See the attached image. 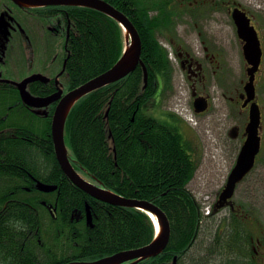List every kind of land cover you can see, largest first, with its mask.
<instances>
[{"label": "trees", "instance_id": "1", "mask_svg": "<svg viewBox=\"0 0 264 264\" xmlns=\"http://www.w3.org/2000/svg\"><path fill=\"white\" fill-rule=\"evenodd\" d=\"M105 1L128 15L138 29L148 82L143 87L144 68L140 63L126 77L82 97L66 122L69 154L78 171L95 177L103 187L127 198L150 201L167 214L171 236L166 249L137 264H171L174 255L194 244L203 217L201 204L189 188L198 163L182 125L176 123L181 119L161 121L144 112L143 107L158 94L154 83L157 75L168 79L171 65L157 35L174 25L179 4L175 0ZM66 9L71 24L66 73L70 88H74L119 60L125 35L117 20L99 10L77 6ZM166 87H170L168 80ZM5 89L0 85V114L13 111L8 109L9 104L24 109L19 95ZM2 115L0 264L90 261L154 239L156 226L148 213L99 201L66 176L53 139L40 138L50 131L52 135L51 117L31 113L20 120L15 115ZM49 170H53L48 174L51 178L46 180L58 184L55 192L26 190L31 187L28 181L32 176ZM38 198L57 203L51 208L38 204ZM87 203L92 225L86 220Z\"/></svg>", "mask_w": 264, "mask_h": 264}, {"label": "flooded vegetation", "instance_id": "2", "mask_svg": "<svg viewBox=\"0 0 264 264\" xmlns=\"http://www.w3.org/2000/svg\"><path fill=\"white\" fill-rule=\"evenodd\" d=\"M175 2L179 4L177 22L157 35L171 65L168 79L167 76L158 74L154 81L161 107L164 101L162 93L167 89V80L170 87L177 81L183 84L189 92L187 104L190 105L192 113L198 117L211 116L210 119L216 122L215 129L222 140L219 142L215 137L218 146L213 151L217 149L223 151L222 156L224 154L228 168L225 178H221L219 184L216 183L212 193L210 214L200 219L196 231L194 244L200 242L204 254L199 255L198 260L194 259L190 254L194 245L192 244L189 249L174 255L170 262L175 264L176 257L177 264H209L212 260L214 264H264V10L260 12L261 15L252 12L239 0H175ZM66 7L70 6L29 7L18 5L13 0H0V17L5 13L7 18L11 19L7 42H4L2 35L0 36V85L6 88L7 92L19 95L20 102L24 105L22 109L16 104H9L8 109L13 111L3 115L1 112L0 116L3 118L15 115L20 120L23 118L25 120L33 113L37 117H51L52 122L59 101L72 89L66 73L70 57L67 41L71 30ZM236 8L246 13L250 24L257 32L262 52L257 68L244 55L247 41L238 32L233 16ZM216 12H220V15L217 16ZM182 16H185L186 20ZM179 25H183L182 33H179ZM216 25L233 30L238 45V62L233 55V43L226 47L217 39L204 36V33H212ZM188 29L190 32H187ZM193 34L197 36L199 42L197 46L191 42L190 36ZM253 68L255 69L252 74ZM33 74H41L44 77L28 83L27 88L33 95L49 97L62 90L56 101L48 106L36 108L40 113L22 100L20 90L15 84L2 80L22 81ZM251 76L255 86L253 95L246 89ZM215 87L218 95L213 93ZM216 96L222 113H215ZM199 99L206 105V109L201 112L196 111V101ZM256 105L260 111L259 150L251 170L235 184L229 197H223L248 138L252 110ZM176 118L179 119L176 113L161 109V121L174 122ZM225 132L227 138L223 137ZM47 135L46 137L40 135V138L50 141L51 131ZM52 171L42 173L39 177L32 176L28 181L31 187H25L26 190L37 189L46 194L55 192L57 189L46 192L38 188V181L55 185L46 180L51 178L48 174ZM37 201L38 204L51 208L57 203L47 198H38Z\"/></svg>", "mask_w": 264, "mask_h": 264}, {"label": "water", "instance_id": "3", "mask_svg": "<svg viewBox=\"0 0 264 264\" xmlns=\"http://www.w3.org/2000/svg\"><path fill=\"white\" fill-rule=\"evenodd\" d=\"M18 5L38 7V6H81L99 10L108 16L117 20L124 29L125 48L119 60L108 70L99 75L85 81L79 86L73 88L65 94L59 101L52 118V138L55 145L57 160L59 161L66 175L81 189L88 193L93 198L123 207L137 208L147 211L153 218L157 217L160 222L157 237L150 243L132 249L121 250L113 254L101 257L91 261H72L66 264H137L140 261L160 254L167 247L171 236V224L167 214L156 204L137 198H127L112 190L103 187L102 183L95 177L94 181L85 178L80 174L72 164L69 156L68 147L65 141V128L67 118L74 105L85 95L107 86L126 77L132 72L141 62L145 71L144 85L148 82V70L141 61L142 55V39L133 21L123 11L105 0H13ZM233 16L238 27V32L243 39L247 41L244 46V54L250 62L254 63L257 68L261 60V48L255 28L250 24V19L246 13L239 8L233 11ZM11 19L7 18L6 14H1L0 17V36H3L4 42L9 39ZM1 38V37H0ZM255 68L251 69L253 74ZM44 78L41 74H33L22 81L12 79H2L15 84L20 90L23 101L32 107L48 106L57 100L62 90L49 97H38L33 95L27 88L28 83L36 79ZM247 91L253 95L255 86L253 76L246 86ZM206 105L203 100L196 101V111H203ZM46 113V111H44ZM42 112V113H44ZM40 113V112H39ZM108 113V112H107ZM260 119L259 108L254 107L252 110L251 122L248 127V138L244 143L239 160L230 176L228 186L225 189L223 197H229L234 189L235 184L241 180L252 168L255 155L260 147V136L258 135V123ZM38 188L42 191L51 192L57 189L56 185H49L45 182L38 181ZM92 211L90 205L86 204V220L88 225H92ZM174 263L177 264L176 257Z\"/></svg>", "mask_w": 264, "mask_h": 264}, {"label": "rangeland", "instance_id": "4", "mask_svg": "<svg viewBox=\"0 0 264 264\" xmlns=\"http://www.w3.org/2000/svg\"><path fill=\"white\" fill-rule=\"evenodd\" d=\"M245 6L249 7L252 12L262 14L264 10V0H239ZM217 16L220 15V12L215 13ZM225 14V12L223 13ZM183 17V16H182ZM185 20V16L183 17ZM177 22V18L175 20ZM179 33H182L183 25H179ZM187 32H190L188 29ZM195 33V32H192ZM206 38L213 37L217 39L219 43H224L223 45H232L233 55L235 61L238 62V45L236 42V37L231 28L225 29L221 25H216L213 27L212 33H204ZM191 42L194 46L198 45V39L196 35H191ZM165 43L166 41L163 40ZM213 93L218 95L217 88H213ZM188 89L184 87L180 82H176L171 85L170 88L166 89L163 96V104L161 107V100L159 93L154 96L153 100L146 104L143 107L144 112L149 115H152L156 118H161V109L169 110L176 113L181 118L182 131L185 134L186 139L188 140L192 153L197 161L198 165L195 170V173L189 182V188L193 194L197 197L198 201L201 203V197L209 196V202L212 200V193L215 190V186L220 183L221 178H225L227 173L228 164L226 163L225 156H222V150L217 149L213 151L212 149V140L217 138L221 142L217 131L215 129L216 122H213L210 118L211 116L205 118L203 116H195L192 113L190 105L187 104L189 100ZM215 100V113H222V108L219 104V99L216 96ZM224 138H227L226 132L223 134ZM85 176V175H84ZM86 177V176H85ZM217 183V184H216ZM203 213V212H202ZM204 215V213H203ZM201 241V240H200ZM202 249V244L198 242L194 244L190 250V254L194 259L198 260L199 255L204 254ZM209 264H214L213 260Z\"/></svg>", "mask_w": 264, "mask_h": 264}, {"label": "bare ground", "instance_id": "5", "mask_svg": "<svg viewBox=\"0 0 264 264\" xmlns=\"http://www.w3.org/2000/svg\"><path fill=\"white\" fill-rule=\"evenodd\" d=\"M2 97H3V96H2ZM20 101H21V100H20ZM20 101H19V102H20ZM19 104H20V103H19ZM21 106H22V105H21ZM50 114H51V113H50ZM51 115H52V114H51ZM45 122H46V121H45ZM66 141H67V140H66ZM57 185H58V184H57ZM59 198H60V196H59ZM59 202H60V201H59ZM84 203H85V201H84ZM84 203H83V204H84ZM153 217H154V220H155V222H156V225L158 226V228H160L161 225H160V222H158L157 217H156L155 215H153ZM216 243H217V242H216Z\"/></svg>", "mask_w": 264, "mask_h": 264}]
</instances>
